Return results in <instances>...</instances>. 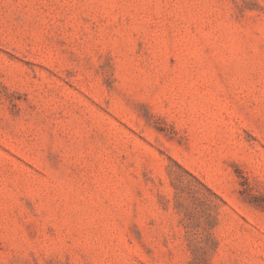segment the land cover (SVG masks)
Segmentation results:
<instances>
[{
	"label": "rangeland",
	"instance_id": "374dc122",
	"mask_svg": "<svg viewBox=\"0 0 264 264\" xmlns=\"http://www.w3.org/2000/svg\"><path fill=\"white\" fill-rule=\"evenodd\" d=\"M0 264H264V0H0Z\"/></svg>",
	"mask_w": 264,
	"mask_h": 264
}]
</instances>
